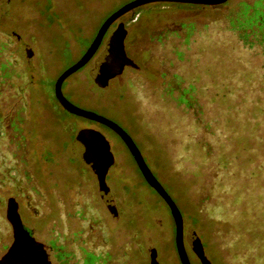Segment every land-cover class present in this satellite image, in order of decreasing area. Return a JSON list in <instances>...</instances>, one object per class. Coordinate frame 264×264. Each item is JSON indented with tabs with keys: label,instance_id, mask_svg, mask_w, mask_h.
<instances>
[{
	"label": "rangeland",
	"instance_id": "1",
	"mask_svg": "<svg viewBox=\"0 0 264 264\" xmlns=\"http://www.w3.org/2000/svg\"><path fill=\"white\" fill-rule=\"evenodd\" d=\"M129 1L0 0V251L8 241L4 199L19 189L40 213L42 238L57 225L59 241L73 243L70 264H151L153 248L160 264H181L171 209L129 149L55 97L56 80ZM254 2L140 7L63 86L70 102L135 140L180 208L185 239L193 230L212 264H264V51L255 30L248 38L242 31L260 22L245 4ZM121 24L136 67L99 84L90 71ZM83 128L111 143L116 161L106 181L115 211L75 144Z\"/></svg>",
	"mask_w": 264,
	"mask_h": 264
},
{
	"label": "water",
	"instance_id": "2",
	"mask_svg": "<svg viewBox=\"0 0 264 264\" xmlns=\"http://www.w3.org/2000/svg\"><path fill=\"white\" fill-rule=\"evenodd\" d=\"M227 2H229V0H131L106 19L87 51L79 60H77L61 74L55 85L56 98L69 114H75L79 117L102 124L114 131L121 138V140L124 141L146 182L158 193V195L171 209L176 225L175 242L181 264H192L186 249V242L196 254L200 264L212 263L208 260L205 254L202 241L193 230L189 231L185 239L184 216L180 208L156 178L135 140H133L121 126L112 120L101 116L96 112L80 108L70 102L64 95L63 86L69 76L76 73L91 62L101 48L110 28L123 17L127 16L130 12L152 3L197 4L217 7L224 5ZM127 36L128 32L125 30V25L121 24L115 34L111 35L106 42L104 51H102V53H100V55L95 59L94 68L90 71V75L99 84L103 85V83H108L111 79L122 76L127 67H136L134 61H132L126 53L125 40ZM27 53L29 58L33 56V51L30 48H28ZM75 144L82 149L83 158L92 167L98 177L100 195L103 201L113 206L112 210L115 211L114 198L106 181L108 173L115 165L116 161L111 143L108 142L107 138L99 131L83 128L78 132ZM15 215L19 225L17 228L18 234H21L20 240L24 243L27 242L31 249H35L38 244L29 236L28 232L24 230L17 213ZM157 257V250L153 248L151 250V264H160ZM28 264L30 263L28 262Z\"/></svg>",
	"mask_w": 264,
	"mask_h": 264
},
{
	"label": "flooded vegetation",
	"instance_id": "3",
	"mask_svg": "<svg viewBox=\"0 0 264 264\" xmlns=\"http://www.w3.org/2000/svg\"><path fill=\"white\" fill-rule=\"evenodd\" d=\"M260 2L264 3V0H255L253 4L245 3L249 7V9H251V13L253 14L256 13L257 15L260 14L261 19H260V22L257 23L255 28L249 27L246 25V27L242 31H243V36L245 38H248L250 35L249 31L252 30L254 33V30H255L256 31L255 34L257 38L256 44L258 47L261 48L262 51H264V8L257 7L258 3ZM250 28H253V29H250ZM261 55L262 57H264V52ZM64 111L67 112L65 109ZM72 115L76 116L77 118L87 120L91 122V124H94L104 130L106 129L107 131L112 133L113 136H115L118 140L122 141L121 138L108 127L102 124H99L97 122L79 117L75 114H71V116ZM87 129H94V128H87ZM94 130L99 131L100 133L104 135L103 131H100L97 129H94ZM122 142L124 143V141ZM20 192L21 191L17 189L14 197H10L6 199L7 201L4 199L5 203L3 206L4 207L3 222L5 224L6 233L8 235V241H6V244L4 245L5 247H3L4 250L0 251V264H19L20 261L19 263L18 261L17 262L14 261L19 250H21L20 252H21V256L23 259L26 258L27 256L30 257V264H70V261H69V258L71 255L70 247L72 246L73 243L70 241H67V242L59 241L58 238L60 234H59V231H58L59 228H57V225H56V228L54 226L51 229V234L46 236L48 239L45 240L44 238H42L41 233L44 232L43 230L44 227L39 228V226L37 225L40 213L34 210L29 200L30 198L24 197L23 195L20 194ZM15 208H16V211H15ZM16 213L18 215L19 221L21 222L24 230L28 232L29 236L33 238L38 244L35 247V249H31L30 246H26L27 242L24 243L22 242V240H20L21 234H18V230H17L19 225H18V221L15 215ZM92 229L94 228L92 227ZM121 245H120L119 250H121V247H122ZM23 261L25 262V260ZM24 262H21L20 264H25Z\"/></svg>",
	"mask_w": 264,
	"mask_h": 264
},
{
	"label": "bare ground",
	"instance_id": "4",
	"mask_svg": "<svg viewBox=\"0 0 264 264\" xmlns=\"http://www.w3.org/2000/svg\"><path fill=\"white\" fill-rule=\"evenodd\" d=\"M26 244H27V243H26ZM26 246H29V245L27 244ZM20 251H21V250L18 251V254L16 255L14 261H16V262L18 261V263H19V261H20V263H21V262H24L23 260H25V262H24L25 264H28V262L30 263V257L27 256L26 258L23 259L22 256H21V252H20ZM14 263H15V262H14ZM20 263H19V264H20Z\"/></svg>",
	"mask_w": 264,
	"mask_h": 264
},
{
	"label": "trees",
	"instance_id": "5",
	"mask_svg": "<svg viewBox=\"0 0 264 264\" xmlns=\"http://www.w3.org/2000/svg\"><path fill=\"white\" fill-rule=\"evenodd\" d=\"M94 39H95V38H94ZM92 42H93V41H92ZM92 42H91V43H92ZM88 45L90 46L91 44L88 43ZM88 45L85 46V49H86V50L84 49L85 52H86L87 49L89 48ZM85 52H84V53H85ZM84 53H83V54H84ZM83 54L81 55V57L83 56ZM81 57H80V58H81ZM80 58H79V59H80ZM79 59H78V60H79ZM74 63H75V62H74ZM74 63H72L71 65H73ZM88 64H89V63H88ZM71 65H70V66H71ZM70 66H68V67H70ZM66 70H67V69H66ZM66 70H64V71H66ZM64 71H63V72H64ZM56 81H57V80H56ZM56 83H57V82H56ZM55 85H56V84H55ZM55 97H56V95H55ZM56 101H57V103L60 105V103H59V101L57 100V98H56ZM186 101H188V103L190 104V107H191V106H192L191 102H190L189 100L184 99V98H182L181 101L179 100L178 103H185ZM70 115H71V114H70Z\"/></svg>",
	"mask_w": 264,
	"mask_h": 264
}]
</instances>
